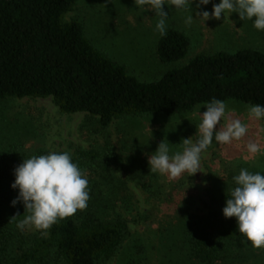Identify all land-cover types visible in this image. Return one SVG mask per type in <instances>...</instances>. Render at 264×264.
<instances>
[{
    "label": "trees",
    "instance_id": "obj_1",
    "mask_svg": "<svg viewBox=\"0 0 264 264\" xmlns=\"http://www.w3.org/2000/svg\"><path fill=\"white\" fill-rule=\"evenodd\" d=\"M78 1L0 0V100L50 98L61 113H83L99 130L128 116L192 111L212 98L264 105V51L245 47L201 53L158 79L142 81L94 45L81 19H66ZM189 48L186 33L170 28L160 35L156 54L162 63H171L184 58ZM38 143L32 155L51 151L45 142ZM3 147L0 264L107 263L129 232L127 215L132 213L124 192L127 183L134 181L149 192L156 205L160 195L168 199L156 173L138 160L122 164V172L116 176L110 167L124 162L108 139L102 148L78 145L69 152L89 181L87 208L58 220L46 235L24 234L16 227L24 207L20 202L11 205L18 190L10 185L13 169L26 159V153L14 142L7 141ZM229 188L203 202L205 213H180L171 243L173 264L241 262L242 237L236 231L235 218L222 215ZM184 205L190 208V202ZM137 215L141 222L150 218L147 211ZM166 237L170 235H161V239Z\"/></svg>",
    "mask_w": 264,
    "mask_h": 264
},
{
    "label": "rangeland",
    "instance_id": "obj_2",
    "mask_svg": "<svg viewBox=\"0 0 264 264\" xmlns=\"http://www.w3.org/2000/svg\"><path fill=\"white\" fill-rule=\"evenodd\" d=\"M216 3L219 0H211L197 11L211 12ZM162 7L169 14L166 30L179 29L190 39L188 54L171 63H162L156 54L160 34L155 31V24L159 17L152 10L142 11L135 7L133 0H79L66 14V19H81L86 35L94 45L127 66L128 72L142 81L158 79L168 70L187 64L193 56L201 53L233 52L245 47L264 51V31L255 30L252 21L239 20L236 13L229 17L225 14L224 18L222 15L220 20L203 22L193 11L191 14L196 19L188 26L184 21L189 12L169 5ZM190 8L194 9L195 3ZM226 104L230 110L228 119H240L246 123L249 128L247 135L229 145L213 142L201 155L202 172L192 176L184 173L171 180L156 173L157 183L164 187L168 196L165 199L160 195L158 205L149 192L129 181L124 192L134 219L127 215L129 232L118 252L104 264H173L170 256L172 238L180 213H205L207 208L203 202L219 190L231 187V177L238 174L240 168L264 172V155L248 160L243 158L246 154L244 146L249 141L264 147V132L260 131L264 128V121L248 117V104L237 101H227ZM204 110L203 106L199 109L200 112ZM196 111L197 107L172 116H128L115 120L106 130H99L95 122L83 113H61L50 98H8L0 100V151L7 141L14 142L21 146L28 158L40 141L45 142L51 151H72L78 145L102 148L108 139L124 162L110 167L117 176L122 172V164L127 166V163L138 160L142 167L148 166V156L161 141L168 144L170 155L183 149L182 139L191 137L195 141L199 123ZM184 202H190V208L182 206ZM179 205L181 208L178 209ZM140 211H147L150 218L139 221L137 212ZM169 223L173 224L172 228L168 227ZM23 231L24 234L41 233L31 228ZM160 233L170 235V238L161 239ZM241 255V262L236 264H264V248L242 244Z\"/></svg>",
    "mask_w": 264,
    "mask_h": 264
},
{
    "label": "clouds",
    "instance_id": "obj_3",
    "mask_svg": "<svg viewBox=\"0 0 264 264\" xmlns=\"http://www.w3.org/2000/svg\"><path fill=\"white\" fill-rule=\"evenodd\" d=\"M211 0H133L135 7L142 11L152 10L159 19L155 31L166 35L168 13L163 5L173 9L186 10L185 24L190 26L196 19L191 14L203 19L220 20L232 13L238 14L241 21H252V27L264 31V0H219L213 4L211 12L197 11ZM195 3V8L190 5ZM205 110L200 112L199 109ZM228 105L225 101L212 98L197 106L195 115L196 139H182L183 149L170 155L167 143L161 141L156 150L148 156L149 171L167 176L170 180L187 173L192 176L201 171V155L215 142L218 145H229L241 141L248 133V125L240 119H228ZM248 117L264 121V105L249 104ZM179 123V122H178ZM218 125V127H217ZM264 132V128L260 129ZM244 159L264 155L261 144L249 141L245 146ZM14 180L10 187L18 190V195L11 201L15 206L23 204L24 216L16 222V227L23 231L26 228L40 231L42 235L58 220L74 215L78 210L88 206L90 193L88 178L73 161L69 151H50L46 154L32 155L13 169ZM233 186L228 190V198L222 208L225 218H235L236 231L242 237L241 243L250 247L264 248V172L249 171L240 168L238 174L231 177ZM19 216L15 215L12 218Z\"/></svg>",
    "mask_w": 264,
    "mask_h": 264
}]
</instances>
